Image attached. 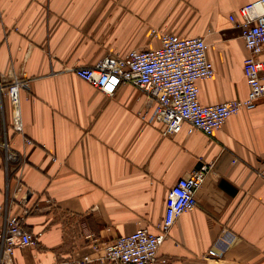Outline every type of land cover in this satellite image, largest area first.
Instances as JSON below:
<instances>
[{
  "label": "crops",
  "instance_id": "obj_1",
  "mask_svg": "<svg viewBox=\"0 0 264 264\" xmlns=\"http://www.w3.org/2000/svg\"><path fill=\"white\" fill-rule=\"evenodd\" d=\"M253 0H0V70L31 79L21 90L23 131L5 123L16 159L0 147V226L26 207V228L42 232L18 246L15 264H67L91 251L83 226L113 240L140 226L156 231L179 178L214 166L162 242L168 264H264V100L230 116L214 136L188 125L164 135L139 112L144 92L124 84L110 95L74 68L108 53L155 48L160 36H203L214 76L198 81L203 104L247 96V49L240 8ZM31 140V143L28 142ZM235 234L214 255L215 242ZM109 264V263H106ZM111 264V263H110Z\"/></svg>",
  "mask_w": 264,
  "mask_h": 264
},
{
  "label": "built area",
  "instance_id": "obj_2",
  "mask_svg": "<svg viewBox=\"0 0 264 264\" xmlns=\"http://www.w3.org/2000/svg\"><path fill=\"white\" fill-rule=\"evenodd\" d=\"M240 13V21L233 14L230 19L241 28L248 52L243 62L249 87L245 98L210 104L200 101L198 81L211 78L215 73L207 54L209 44L203 36L178 37L154 29L152 33L160 36L158 47L134 48L125 54L108 53L95 64L76 66L74 72L110 95L124 84L140 88L145 95V104L139 113L149 120H160L164 135L180 132L187 123L189 133L201 131L214 136L230 116L243 109L250 110L264 100V0L246 3ZM30 82L24 72H16L14 68L0 70V147L10 159H16L18 151L4 133V97L10 101L12 127L16 132H22L21 90L30 88ZM213 166V161H202L171 187L165 214L156 231L140 226L131 233L106 240L84 225V237L91 251L71 256L67 264H168L166 260L158 259L160 246L176 220L196 207L197 192ZM28 213L29 209L25 207L22 212L10 215L6 224L0 226V264H15L18 246L39 243L42 232L33 233L26 228ZM234 238L235 234H231L217 240L211 252L222 256L223 244Z\"/></svg>",
  "mask_w": 264,
  "mask_h": 264
}]
</instances>
